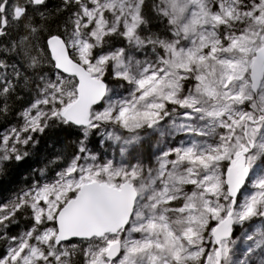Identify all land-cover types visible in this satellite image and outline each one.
Here are the masks:
<instances>
[{
	"label": "snow or ice",
	"instance_id": "snow-or-ice-1",
	"mask_svg": "<svg viewBox=\"0 0 264 264\" xmlns=\"http://www.w3.org/2000/svg\"><path fill=\"white\" fill-rule=\"evenodd\" d=\"M45 138L0 264H264V0H0V181Z\"/></svg>",
	"mask_w": 264,
	"mask_h": 264
},
{
	"label": "trees",
	"instance_id": "trees-1",
	"mask_svg": "<svg viewBox=\"0 0 264 264\" xmlns=\"http://www.w3.org/2000/svg\"><path fill=\"white\" fill-rule=\"evenodd\" d=\"M61 150L59 143L53 146L51 139L45 138L35 150L33 156L22 165H13L10 177L0 181V202L11 196L12 192L25 183L26 179H31V172L34 168H40L47 163L57 152ZM237 228V234L239 232Z\"/></svg>",
	"mask_w": 264,
	"mask_h": 264
},
{
	"label": "rangeland",
	"instance_id": "rangeland-1",
	"mask_svg": "<svg viewBox=\"0 0 264 264\" xmlns=\"http://www.w3.org/2000/svg\"><path fill=\"white\" fill-rule=\"evenodd\" d=\"M239 233H240V230H239V232H238V234H237V235H239Z\"/></svg>",
	"mask_w": 264,
	"mask_h": 264
}]
</instances>
